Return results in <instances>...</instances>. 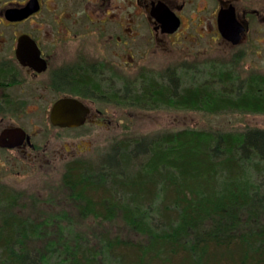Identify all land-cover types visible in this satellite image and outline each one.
<instances>
[{
  "label": "trees",
  "instance_id": "obj_1",
  "mask_svg": "<svg viewBox=\"0 0 264 264\" xmlns=\"http://www.w3.org/2000/svg\"><path fill=\"white\" fill-rule=\"evenodd\" d=\"M8 67L1 63V81L12 79ZM80 76L70 73L69 80L91 87ZM217 82L215 88L206 81L181 85L176 70L168 69L160 80L144 79L135 92L127 88L130 95L121 100L214 113L264 110V91ZM66 167L65 184L82 211L102 220L121 214L144 238L103 237L96 247L81 236L69 243L61 235L60 242L52 239L38 248L34 242L45 222L13 213L16 198L0 185V264H49L54 258L59 264H101L102 254L114 264H264L260 127L240 132L185 127L125 137L97 164L78 158Z\"/></svg>",
  "mask_w": 264,
  "mask_h": 264
},
{
  "label": "rangeland",
  "instance_id": "obj_2",
  "mask_svg": "<svg viewBox=\"0 0 264 264\" xmlns=\"http://www.w3.org/2000/svg\"><path fill=\"white\" fill-rule=\"evenodd\" d=\"M7 1L0 0V7H5ZM172 1L185 3L179 8L183 24L175 34L156 38L152 34L149 14L143 12L136 15L132 30L139 34L134 43L133 63L128 69L124 65L117 69L105 67L106 61L117 64L118 58L105 51L106 48L101 49V68L104 69L96 76L97 80H102L99 83L104 90L105 102L94 103L95 107L104 110L98 124L89 123L86 128L76 130H62L51 125V102L60 95L48 86L51 69L37 80L21 69V84L8 86L0 80V100L7 99L3 101L7 102L5 105L0 102V132L12 124L24 127L36 147L26 146L24 150L20 147H0V185L11 190L16 198L11 208L13 213L18 212L23 219L36 224L45 222L39 232L42 237L33 240L38 248H45L52 239L60 242L57 237L61 235L69 243L77 235L81 236L96 247L102 246L103 237L144 238L121 214L102 220L92 212L80 209L82 202L72 195L64 180L66 164L72 160L70 153H74L75 159L97 164L109 152L112 143L125 137L182 130L185 127L223 132H240L249 127L264 128V111L260 110L238 108L214 113L203 108L192 110L165 103L150 107L121 100L128 97L129 92H135L131 88H138L144 79H162L168 69L176 70L181 85L193 82L203 84L206 81L215 88L219 86L217 81L222 79L224 83L221 85L227 88H235L239 84L244 88L250 85L264 91V51L256 55L250 45L242 43L233 47L221 38L213 13L219 0ZM206 1L207 7L204 5ZM141 10L137 5L129 7L130 13ZM16 31H32L47 47L41 15L33 22L15 26L1 23L0 65L11 62L18 66L14 51ZM71 54L70 49V59ZM255 60L262 67L256 68ZM43 87L48 88L39 89ZM129 87L131 91H124ZM100 258L101 264H114L109 260L103 261V254ZM50 263L59 264L56 258Z\"/></svg>",
  "mask_w": 264,
  "mask_h": 264
},
{
  "label": "flooded vegetation",
  "instance_id": "obj_3",
  "mask_svg": "<svg viewBox=\"0 0 264 264\" xmlns=\"http://www.w3.org/2000/svg\"><path fill=\"white\" fill-rule=\"evenodd\" d=\"M29 1L8 0L5 7H0V24L15 26L24 22H33L35 18L41 15L43 18V26L46 30L44 39L46 40L47 47L45 48L43 46L41 39L32 31H16L14 51L18 68L10 62L8 69H11L12 79L10 81H2L1 83H6L8 86L21 84L19 83L22 78L21 69L35 80L39 79L42 74L51 69L52 72L49 75L50 84L48 86L59 92L60 95L54 97L51 102L52 105L49 114L55 102L65 97L77 99L87 109L85 121L83 124L77 126L65 127L57 124L54 125L51 121L50 114L49 119L51 125L62 130L82 129L86 128L89 123L98 124L101 122L99 119L102 117V111L104 110L99 106H94V103L97 101L99 103L105 102V98H103L104 94H102L104 90L101 89L99 83L102 80H97L99 78L96 76L97 73H101L104 69L101 68L103 61L101 59V49L104 50L106 48L105 51H109L110 54L118 58L117 64L106 61V65L104 64L105 67L117 69L124 65L128 69L133 63V49L136 46L134 43L139 34L138 32L135 33L132 28L136 15H141L143 12L149 14L148 20L152 23V34L156 38L164 35L169 36L177 33L182 26L183 22L179 8L185 5V3L176 4L172 0H37L39 9L28 14L27 17L11 20L6 16L8 9L23 7ZM188 1L186 0V2ZM163 4L180 17V27L174 32L165 31L163 23L157 17L159 14L158 10H160ZM136 5L142 8V10L130 13L129 7H135ZM204 5L207 7V1ZM204 8L201 10H204ZM222 8H233L236 19L243 26L244 31L241 32L239 43L233 44L219 30L217 19ZM213 10L217 20V31H219L222 39L233 47L234 45L242 43L244 45H250L253 47L252 50L256 55H260V52L264 51V0H219ZM23 34L30 35L37 42L41 50V56L46 60V69L37 71L34 66L24 65L19 61L16 49L19 43V36ZM70 42L71 59L69 58L70 49L68 48ZM257 67H262V65L259 66L256 61ZM70 73H77L81 75L80 77L84 78L88 77L91 87L85 82L76 81L77 79L70 81ZM47 88L43 87L39 89L44 90ZM90 88L91 90L88 91ZM128 89L126 88L124 91ZM260 92L262 93V91ZM4 99L7 100L6 98ZM4 99L2 101L0 100L3 105L7 104V102H3ZM10 101L12 102V100ZM12 126L18 125L12 124L10 127ZM27 135L30 136V140L26 138L21 145L16 147H20L22 150L26 146L32 149L36 148L32 142V136L28 132ZM69 155L72 159H75L73 156L74 153H70Z\"/></svg>",
  "mask_w": 264,
  "mask_h": 264
},
{
  "label": "water",
  "instance_id": "obj_4",
  "mask_svg": "<svg viewBox=\"0 0 264 264\" xmlns=\"http://www.w3.org/2000/svg\"><path fill=\"white\" fill-rule=\"evenodd\" d=\"M164 6V7H163ZM158 10L157 17L163 23L164 30L174 32L179 28L180 17L169 7L163 4ZM38 1L30 0L23 7L11 8L7 10L6 16L11 20L23 19L33 11L38 10ZM219 30L222 35L232 43H239L243 26L235 17L233 8L223 9L218 15ZM19 43L16 54L24 65H32L37 71L47 68L46 60L41 56V50L33 38L28 34L19 36ZM51 121L55 125L77 126L83 124L87 115V109L77 99L65 97L55 102L51 109ZM30 140V136L24 127L12 126L2 129L0 133V146L13 148L21 145L25 139Z\"/></svg>",
  "mask_w": 264,
  "mask_h": 264
}]
</instances>
